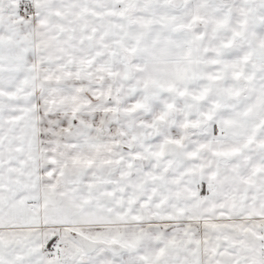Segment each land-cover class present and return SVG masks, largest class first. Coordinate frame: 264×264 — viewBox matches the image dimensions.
Returning a JSON list of instances; mask_svg holds the SVG:
<instances>
[{"label":"snow or ice","instance_id":"obj_1","mask_svg":"<svg viewBox=\"0 0 264 264\" xmlns=\"http://www.w3.org/2000/svg\"><path fill=\"white\" fill-rule=\"evenodd\" d=\"M0 264H264V0H0Z\"/></svg>","mask_w":264,"mask_h":264}]
</instances>
